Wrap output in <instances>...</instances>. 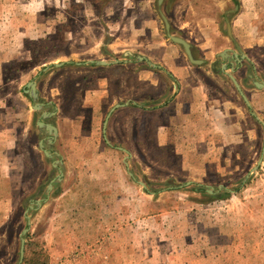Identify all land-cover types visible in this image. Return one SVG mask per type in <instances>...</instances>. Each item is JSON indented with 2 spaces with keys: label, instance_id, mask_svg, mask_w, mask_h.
Returning a JSON list of instances; mask_svg holds the SVG:
<instances>
[{
  "label": "rangeland",
  "instance_id": "rangeland-1",
  "mask_svg": "<svg viewBox=\"0 0 264 264\" xmlns=\"http://www.w3.org/2000/svg\"><path fill=\"white\" fill-rule=\"evenodd\" d=\"M223 1L165 0L164 4H158L157 0H0V181L6 175L19 181L24 175L30 190L28 200L44 198L51 180H54L48 191L51 196L58 195V191L67 186H74L82 177L78 175L77 166H90L94 157L72 153L77 148L90 147V138H87L91 133L90 123L104 118L102 110L92 108L93 96L86 90L89 81L92 80V85L95 78L86 68L89 61L99 60L102 53L106 56L100 60L105 62L123 60L122 49H130L132 59L141 54L149 55L151 49L154 50L149 43L152 42L148 37L150 29L170 42L162 15L169 24V34L188 38L189 34L178 29L181 22L189 20L195 25H211L216 15L213 5ZM230 3L231 7L240 4L238 0ZM149 18L153 23L147 21ZM263 20L257 21L264 32ZM135 27L141 28L145 33L142 38L147 41L140 43L141 34ZM220 27H224L223 23ZM259 53L253 50L254 56ZM254 61L259 66L258 76L264 78V56ZM55 63L63 65L54 67ZM240 69L237 76H242L245 84L248 68ZM30 80L36 83V102L43 103L40 110L32 108L36 102L24 92ZM249 85L248 82L247 87ZM247 93L252 97V113L258 119L244 109V114L238 112L237 118H232L236 123L226 127L230 133L225 131L219 138L204 141L215 152L214 156L206 157L205 170L188 176L179 171L178 159L169 155L125 156L127 169L123 179L141 181L157 196L156 204L150 205L151 210L159 212L154 226L157 227L156 259L164 258L169 249H179L186 237L192 236L195 240L193 231L198 227L210 233L199 240L200 245L206 249L212 245V254H224L225 259L228 254L222 251L229 248V237L236 239V247L245 243L260 245L259 236L253 232L264 235V152L256 167L264 140V123H260V117L264 121V94ZM238 100L243 107L241 99ZM52 111H55L53 117L41 118L43 112ZM38 121L60 129L56 141L43 143L44 149L57 154L44 156L43 164L42 149L38 150L36 142L47 135L43 128L37 127ZM106 158L103 164L108 166L109 173L121 164L120 156ZM55 160L61 161L57 167L53 166ZM59 171L62 174L56 180ZM129 172L131 176L127 175ZM61 179H65L63 184H60ZM210 187L213 193L205 191ZM14 194L15 197L0 201V264L18 263L20 234L26 228L23 211L27 203H16L20 189ZM38 208L27 214L30 222L24 234L27 247L20 264L31 253L38 261L47 257V264H78L84 252L50 250L51 237L46 236V232L52 221L53 206L50 204L40 211ZM170 210L173 212L168 213ZM167 228L169 242L164 237ZM140 239L147 241L146 236Z\"/></svg>",
  "mask_w": 264,
  "mask_h": 264
},
{
  "label": "crops",
  "instance_id": "crops-1",
  "mask_svg": "<svg viewBox=\"0 0 264 264\" xmlns=\"http://www.w3.org/2000/svg\"><path fill=\"white\" fill-rule=\"evenodd\" d=\"M230 2L233 0L213 5L216 15L211 25H195L183 20L178 27L189 34L188 38L181 37L190 45L192 57L198 63L189 60L181 45L172 43L169 38L170 42L165 41L150 29L148 37L152 42L149 43L154 50L151 49L149 55L141 54L132 59L130 49H122L123 60L104 65L90 63L86 67L95 76L94 83L91 85V80L86 86L93 96L91 106L94 110H102L104 118L91 121V130L87 128L91 131L87 137L90 147H80L72 153L94 157V163L87 167L78 165L80 181L59 190L58 195L50 194L37 209L53 206L52 221L46 232V236L51 237L50 250L57 253L82 251L85 254L79 257L78 264H264V235L253 232L259 236L260 245L245 243L240 247L234 245L236 239L229 237V248L222 251L228 254L225 259L224 254H212V245L207 249L200 245L199 240L210 233L199 227L193 231L195 240L192 236L186 237L179 249H169L164 258L156 259L157 227L154 226L158 223L159 212L151 210L150 205L156 204L157 196L147 187L123 179L127 169L125 156L134 155L149 158L169 155L178 159L180 172L188 176L201 172L205 170L206 157L215 155L204 141L219 138L225 131L230 133L226 127L234 125L236 120L232 118H237L238 112L244 114V109L258 119L252 113L254 105L247 91L264 94V78L258 76L259 66L254 61L264 56V32L257 21L264 19V0H238L237 7H231ZM147 21L153 23L151 18ZM226 21L230 26L229 33ZM221 23L224 27H220ZM135 28L140 31V43L147 41L142 38L145 33L141 28ZM256 49L260 51L259 56L253 55ZM107 50L112 54L110 49ZM100 55L99 60L106 56ZM240 68H248L245 84L243 77L237 76ZM228 73H235L233 76L248 99L249 107ZM239 98L243 107L239 105ZM115 105L118 106L105 120ZM260 119V123H264L262 117ZM54 126L56 141L60 129ZM42 139L36 142L38 150H41ZM41 153L43 164L45 155L42 150ZM109 155L121 157V164L114 166L110 173L106 171L108 166L103 164V159ZM4 178L0 181V201L15 197L18 189L21 194L16 203L23 205L26 202L28 208L29 203L40 200H28L30 190L24 175L19 181L8 175ZM61 180L60 184H63L65 179ZM167 231L168 228L164 237L169 242ZM140 236H146L147 241L141 242Z\"/></svg>",
  "mask_w": 264,
  "mask_h": 264
},
{
  "label": "water",
  "instance_id": "water-1",
  "mask_svg": "<svg viewBox=\"0 0 264 264\" xmlns=\"http://www.w3.org/2000/svg\"><path fill=\"white\" fill-rule=\"evenodd\" d=\"M163 0H157V3L158 4H162ZM162 20L164 22V25H165V30L167 32V36L168 38L178 44V45H181L186 53V55L188 56L189 60L193 63H198V60H195L193 57H192V54H191V47L190 45L182 38L180 37H177V36H174V35H171L169 34V24L167 22V20L165 19V17L162 15ZM226 27H227V31L229 33V23L228 21H226ZM114 62H118V61H114ZM89 63H92V64H108L109 62H105V61H89ZM63 65V63H55L53 64L54 67H59ZM225 68V67H224ZM44 71L46 70V67L43 69ZM230 71H233V69H231ZM228 77L230 78V80L232 81L233 85L235 86L236 90L238 91L240 97L242 98V100L244 101V103L246 104L247 107L250 106L249 104V101L248 99L246 98L245 94L243 93L239 83L236 81L235 77L231 74V73H228ZM26 89L24 90L25 93L28 94V96L31 98L32 101L36 102L37 101V97H38V93H37V89H36V83L34 80H30L26 83L25 85ZM118 105H115L113 108L110 109L109 113L107 114L106 116V119L108 118V116L110 115V113L112 112V110ZM43 107V103H40V102H36L34 103V105H32V108L33 109H36V110H40L41 108ZM55 115V111H52V112H49V113H46V112H43L41 114V118H45V117H53ZM106 122V121H105ZM37 126L38 127H41L45 130L46 132V135L47 137L44 138V140H41L39 145L42 149V152L44 153V155L46 157H52L54 154L57 155L56 153H51L49 152L48 150L44 149L43 148V143H47V144H52L55 140V137L57 135V132H56V128L54 125H52L51 123H44L42 121H38L37 122ZM264 152V140H263V147H262V153H261V156L260 158L258 159L257 161V165L256 167L260 164L261 160H262V154ZM61 164V161L60 160H55L53 161V166L54 167H57V165H60ZM125 164L127 165V163L125 162ZM256 167L253 168V170L256 169ZM61 172L59 171V174L56 176V180H59L60 177H61ZM129 175L131 176V173L129 172ZM55 180V181H56ZM54 180H51L50 183L47 185L46 187V194H45V197L40 199V200H36L34 201L33 203H31V205L28 206V208L24 211V218L26 219V228H24L20 234V247H19V260H18V263L17 264H20L22 262V259H23V254H24V246H25V239H24V234L28 231L29 229V225H30V222H29V217L27 215L28 211L30 210H34L36 209L37 207H39L42 203H44L48 196H49V190L52 188V182ZM138 184H140L142 187H145L144 184L141 182V181H137ZM187 185L190 184V182H187L186 183ZM221 187V186H219ZM206 192L208 193H213V189L212 187H210L209 189H206L205 190Z\"/></svg>",
  "mask_w": 264,
  "mask_h": 264
},
{
  "label": "trees",
  "instance_id": "trees-1",
  "mask_svg": "<svg viewBox=\"0 0 264 264\" xmlns=\"http://www.w3.org/2000/svg\"><path fill=\"white\" fill-rule=\"evenodd\" d=\"M27 247V243H26ZM23 264H47V257L43 259L42 261H38L37 259L34 258V254L31 253L30 256L28 254V257H24Z\"/></svg>",
  "mask_w": 264,
  "mask_h": 264
},
{
  "label": "built area",
  "instance_id": "built-area-1",
  "mask_svg": "<svg viewBox=\"0 0 264 264\" xmlns=\"http://www.w3.org/2000/svg\"><path fill=\"white\" fill-rule=\"evenodd\" d=\"M61 264H68L67 262H63V263H61Z\"/></svg>",
  "mask_w": 264,
  "mask_h": 264
}]
</instances>
